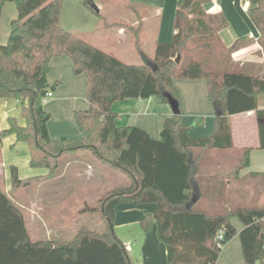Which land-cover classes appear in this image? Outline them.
<instances>
[{"label": "trees", "instance_id": "16d2710c", "mask_svg": "<svg viewBox=\"0 0 264 264\" xmlns=\"http://www.w3.org/2000/svg\"><path fill=\"white\" fill-rule=\"evenodd\" d=\"M6 1L15 3L17 16L11 20L7 41L0 44V97L16 98L26 123L19 125L10 117L0 138L14 133L18 140L26 141L29 164L46 169L45 178L53 174L63 153L89 149L130 181L106 191L94 206L85 204L80 209L81 213L100 214L104 231L82 227L69 240H32L22 210L9 193L37 177L21 178L17 167L10 165L11 187L8 191L0 188V264H133L113 229L120 203L155 205L140 225L147 232L155 223L167 264H214L222 246L236 233L232 217L242 223L238 237L244 262L262 264L264 207L225 204L223 197L216 205L199 206L202 190L194 151L232 147L229 115L254 110L259 147L264 148V108L257 106L264 79L247 73L232 58L243 39L228 47L222 42L219 30L226 24L224 15L206 13L202 5L207 0H177L172 39L158 42L152 57L134 64L124 63L62 28L61 0H0V14ZM262 1L249 0V10ZM81 2L91 8L92 0ZM262 25L264 31V20ZM60 54L70 58L75 74L86 75L88 107L73 114L78 138L52 139L47 130L50 115L42 108L41 97L51 89L49 61ZM176 78L205 80L214 110L210 135L189 136L188 126L180 120V97L173 84ZM126 98H154L167 104L172 98L179 112L166 117L159 138H152L143 128L117 123L112 103ZM249 150H240L241 166L247 164Z\"/></svg>", "mask_w": 264, "mask_h": 264}, {"label": "crops", "instance_id": "0c3cea01", "mask_svg": "<svg viewBox=\"0 0 264 264\" xmlns=\"http://www.w3.org/2000/svg\"><path fill=\"white\" fill-rule=\"evenodd\" d=\"M92 2L97 6L98 11L85 6L81 0H61L59 25L124 63H137L144 57H149L145 50L146 46H151L152 43L156 47L158 42H168L172 39L177 0H92ZM256 6L257 8L249 10V0H207L202 5L206 13L224 15L226 24L219 30V36L227 47L236 40L243 39L241 45L232 52V58L238 61L247 73L259 75L264 79V31L260 29L263 26L262 20H264V0ZM252 14H255L253 17L257 18L259 24L254 22ZM101 18L108 21L102 22ZM135 60L136 62H131ZM47 81L51 85L49 91L52 92V96L46 101L50 102L51 107L47 109L44 107L50 115L47 121L49 136L52 139L78 138L80 132L73 114L76 110L88 107L85 73L75 74L70 58L65 54H60L53 56L49 61ZM173 84L178 89L182 105L184 99L182 89L189 91L188 95L184 92L186 113L188 115L189 113L199 114L205 120L202 127H197L199 131L190 136L210 135L214 123V110L207 97L205 80L191 79L185 82L174 79ZM257 106L264 108V93L258 94ZM112 109L118 114L117 123L119 125L138 126L152 138H159L164 119L172 115L167 103L154 98L116 100L112 103ZM151 109L160 110L154 113L148 112ZM188 115L184 119L181 118V122L187 126L190 125ZM10 117L14 118L19 125L26 123L20 112L19 101L16 98L0 97V130L8 126ZM228 118L232 135V147L228 148L230 149L228 154L236 155L227 157L211 155L209 158L212 159L213 168L210 166L208 170L220 175L217 182L220 186L223 185L225 204L240 203L246 206L264 207V148L259 147L255 111L231 114ZM243 148L250 150L247 164L241 166L239 153ZM213 149L215 148L196 150L195 161L198 168L205 164L200 162L203 152L205 150L212 152ZM29 157L28 143L18 140L14 133L0 138V183L2 182L4 186L3 190L8 191L11 187L10 165L17 167L18 175L24 172L27 177H37L33 182L46 180L42 177L46 174V169L32 167L29 164ZM249 176L262 182L263 188L256 194L258 198L255 202L248 200ZM14 202L17 204L15 200ZM217 203L215 200L208 205ZM125 205L128 206L121 207V204H118L116 207L113 229L116 235L123 240L125 231L130 229V226L133 228L135 242H139L140 256H135L136 261H134L132 257L137 254L136 249L126 246L132 263L137 264L140 260L141 264H167L166 249L157 238L155 223L152 222L147 232L143 231L140 225V220L146 214H151L155 205L153 203ZM18 206L22 210L27 230L28 225L38 223L42 226H45L44 223L51 225L45 226L47 227L46 238L43 240H61L58 237H63L62 228L68 222H72L70 221L71 212L80 213L77 214L78 216L83 215L80 212L81 208L72 209L66 205H43L33 202L28 208L23 209L20 204ZM230 221L236 233L222 246L214 264H246L238 237L242 223L236 217H232ZM256 264H259V261ZM262 264H264V259Z\"/></svg>", "mask_w": 264, "mask_h": 264}, {"label": "rangeland", "instance_id": "374dc122", "mask_svg": "<svg viewBox=\"0 0 264 264\" xmlns=\"http://www.w3.org/2000/svg\"><path fill=\"white\" fill-rule=\"evenodd\" d=\"M0 14V44H4L7 41L9 35V30L11 26V20L16 16L17 10L14 2L6 1L3 7L1 8ZM102 22L108 21L107 19L101 18ZM172 34V33H171ZM171 38V35H170ZM146 52L149 57H152L154 54L155 47L154 45L146 46ZM131 62H136L131 61ZM143 59L137 61L134 64H143ZM179 79V78H176ZM203 79V78H199ZM182 81H191V79H180ZM183 105L180 103L181 118H186L185 105H186V96L189 91L183 88ZM185 92V93H184ZM180 95V94H179ZM49 100V99H48ZM47 100V101H48ZM42 103V102H41ZM47 109L51 107L50 102L42 103V108ZM159 107V106H158ZM157 107V108H158ZM160 110V109H159ZM157 109H151L148 112L154 113V111H159ZM49 112V111H48ZM190 125L188 126V134H195L196 131H199L197 127H202L201 125L205 123L203 117L199 114L189 113L188 115ZM56 118V117H55ZM193 126V127H192ZM192 127V129H191ZM191 129V132L189 130ZM230 149H213L205 150L203 152V157L200 159L201 164L197 170H199L197 177L198 185L202 190V197L199 199V206L205 207L210 204L212 201H219L223 197L224 189L223 185L218 184L217 179L219 174L214 171H209L208 167L213 168L212 159L209 158L211 155L215 154L220 157L234 156L236 154H228ZM196 150L194 151V154ZM240 154V153H239ZM88 167V168H87ZM59 175H56V174ZM26 173L21 172L19 177H27ZM29 176V175H28ZM42 181L31 182L25 184L18 188L17 190L10 192L9 195L17 202V204L22 206V208H28L32 206V203H39L43 205H66L72 209L82 208L85 204L94 206L96 200L102 196L106 191L113 189L115 187H121L129 184L128 176L119 169L111 167L106 162L97 158L89 149H81L74 152L63 153L57 160V166L53 171V174L50 177H43ZM259 179L253 178L252 176L248 177V200L250 202H255L258 198L257 193L263 188ZM0 188L4 189L2 182L0 183ZM216 198V199H215ZM121 207L128 206L126 203H120ZM25 214V210H24ZM78 212H71V223L63 227V237L61 240H69L77 233V231L86 227L97 232L104 231L106 229L105 222L102 216L98 213H81L83 215L78 216ZM74 218V219H72ZM28 225V223H27ZM43 225L49 227V223H44ZM42 226L38 223L37 225H28V232L32 239L43 240L46 238L47 227ZM133 228L130 226V229L125 231V237L123 242L130 249H136L132 259L136 261L135 256H140V251L138 249L139 242H135ZM117 231V230H116ZM138 240V239H137ZM132 247V248H131ZM138 250V252H137ZM137 264H141L139 260Z\"/></svg>", "mask_w": 264, "mask_h": 264}, {"label": "water", "instance_id": "95a60500", "mask_svg": "<svg viewBox=\"0 0 264 264\" xmlns=\"http://www.w3.org/2000/svg\"><path fill=\"white\" fill-rule=\"evenodd\" d=\"M91 7L95 10V11H98V8L97 6L92 2L91 3ZM178 59V56H176V60ZM168 105L170 106V109L172 111V113L176 114L179 112V109H178V103L176 102V100L172 99V98H169L168 99Z\"/></svg>", "mask_w": 264, "mask_h": 264}, {"label": "built area", "instance_id": "2783aa9c", "mask_svg": "<svg viewBox=\"0 0 264 264\" xmlns=\"http://www.w3.org/2000/svg\"><path fill=\"white\" fill-rule=\"evenodd\" d=\"M52 96V92L51 91H46L45 92V94L41 97V102L42 103H45L46 101H47V99L49 98V97H51ZM220 234H221V232H220ZM221 236V235H220Z\"/></svg>", "mask_w": 264, "mask_h": 264}]
</instances>
